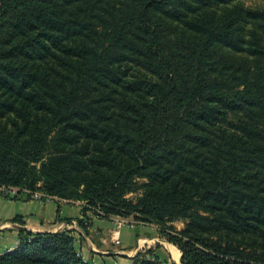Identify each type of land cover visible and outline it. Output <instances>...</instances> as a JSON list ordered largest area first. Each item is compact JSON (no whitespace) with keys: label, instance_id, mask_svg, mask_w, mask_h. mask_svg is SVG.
Returning a JSON list of instances; mask_svg holds the SVG:
<instances>
[{"label":"trees","instance_id":"16d2710c","mask_svg":"<svg viewBox=\"0 0 264 264\" xmlns=\"http://www.w3.org/2000/svg\"><path fill=\"white\" fill-rule=\"evenodd\" d=\"M259 1L0 0V187L82 203L86 234L157 226L180 264H264ZM159 248L132 264H175ZM0 264L94 263L21 231Z\"/></svg>","mask_w":264,"mask_h":264},{"label":"crops","instance_id":"0c3cea01","mask_svg":"<svg viewBox=\"0 0 264 264\" xmlns=\"http://www.w3.org/2000/svg\"><path fill=\"white\" fill-rule=\"evenodd\" d=\"M83 218V204L80 202L61 199L38 201L26 195L10 198L1 194L0 255L17 247L21 231H71L77 239L80 255L94 264H132V259L138 253L157 244L163 245L159 235L151 234L145 225L123 229L120 244L117 245L112 240L114 224L111 220L91 218L89 234H86L78 224ZM152 229L155 230V227Z\"/></svg>","mask_w":264,"mask_h":264},{"label":"built area","instance_id":"2783aa9c","mask_svg":"<svg viewBox=\"0 0 264 264\" xmlns=\"http://www.w3.org/2000/svg\"><path fill=\"white\" fill-rule=\"evenodd\" d=\"M20 192L24 193L25 195L29 196L30 199L33 200H38V201H49L53 199H58L56 197L48 196L40 192H31L27 189H19V188H14V187H0V193L8 196L10 198H16L20 195ZM102 216H104L103 213H100ZM88 216L90 218H99L98 216L93 215L92 212H88ZM108 219V218H107ZM114 224V230L112 232V240L115 244L119 245L120 244V232L125 229H135L139 225H144L140 222H137L133 219H126V218H120V217H115V218H109Z\"/></svg>","mask_w":264,"mask_h":264},{"label":"rangeland","instance_id":"374dc122","mask_svg":"<svg viewBox=\"0 0 264 264\" xmlns=\"http://www.w3.org/2000/svg\"><path fill=\"white\" fill-rule=\"evenodd\" d=\"M243 4L244 7H256V6H260L261 5V1L259 0H242L241 2ZM232 123H233V120H232ZM140 184L144 183L143 180H140L139 181ZM138 196V194H132L129 196V198L131 199H135L136 197ZM174 227L177 229V230H182L185 228V224L184 222L182 221H178V222H175L173 223ZM140 226H143V225H140ZM148 229V231L152 234H158L159 237L162 239V244L163 245H160V248L158 250V253L160 255H162L164 258H167L170 262H176L173 258V255L171 252H169L168 248L169 246H167V244H169L171 247H173V245H171L170 243L167 242L166 239H164L161 235H160V232H159V228L157 226H154V225H150V224H146L145 225ZM155 227V230L152 229V227ZM159 245V244H157ZM154 248H156V245L154 246ZM173 248H176V247H173ZM177 249V248H176ZM178 250V249H177ZM182 254V253H181ZM181 260V258H180ZM177 264H180V262H176Z\"/></svg>","mask_w":264,"mask_h":264},{"label":"bare ground","instance_id":"6f19581e","mask_svg":"<svg viewBox=\"0 0 264 264\" xmlns=\"http://www.w3.org/2000/svg\"><path fill=\"white\" fill-rule=\"evenodd\" d=\"M169 249L173 255V258L176 262H180V258H181V252L179 250H177L176 248H173L171 246H169Z\"/></svg>","mask_w":264,"mask_h":264},{"label":"water","instance_id":"95a60500","mask_svg":"<svg viewBox=\"0 0 264 264\" xmlns=\"http://www.w3.org/2000/svg\"><path fill=\"white\" fill-rule=\"evenodd\" d=\"M175 264H177V263L175 262Z\"/></svg>","mask_w":264,"mask_h":264}]
</instances>
